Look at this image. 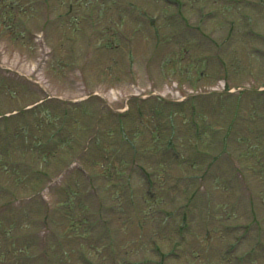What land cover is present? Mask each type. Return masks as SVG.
<instances>
[{
	"label": "rangeland",
	"instance_id": "rangeland-1",
	"mask_svg": "<svg viewBox=\"0 0 264 264\" xmlns=\"http://www.w3.org/2000/svg\"><path fill=\"white\" fill-rule=\"evenodd\" d=\"M234 1L187 0L191 30L168 0L0 1V186L15 192L8 204L0 190V264H90L81 253L93 264H264V244L256 242L259 229L264 237V92L218 87L221 80L264 86V0ZM48 12L58 20L46 28L49 48L35 37ZM137 87L142 99L129 100L122 116ZM188 88L203 92L177 102L178 89ZM45 89L86 100L66 111L67 104L45 101L22 116ZM191 104L199 105L205 138L189 120ZM15 109L21 112L2 121ZM165 142L182 158L164 154ZM202 151L219 156L205 165ZM137 153L139 166L154 171V196L145 173H128ZM180 175L183 187H171ZM39 188L48 205L29 202ZM193 190L199 195L182 217L175 206ZM42 216L46 228L36 223ZM100 219L111 229L100 228ZM248 222L253 228L242 236L238 227ZM183 223L189 227L180 233Z\"/></svg>",
	"mask_w": 264,
	"mask_h": 264
}]
</instances>
